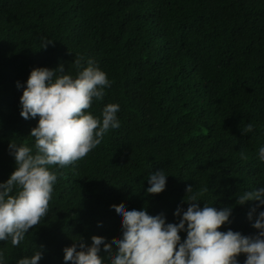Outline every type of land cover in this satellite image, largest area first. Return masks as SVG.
<instances>
[{
  "label": "trees",
  "instance_id": "obj_1",
  "mask_svg": "<svg viewBox=\"0 0 264 264\" xmlns=\"http://www.w3.org/2000/svg\"><path fill=\"white\" fill-rule=\"evenodd\" d=\"M77 57L85 67L94 61L110 82L88 111L102 120L103 108L118 104L120 127L84 158L49 166L57 181L48 213L19 246L0 241V264L41 246L39 264H66L63 250L74 240L121 236L112 207L121 202L177 223L187 185L207 188L201 208H232L221 231L257 233L252 224L264 206L250 220L258 202L236 201L264 187V0H0V182L16 167L10 142L35 150L30 132L39 117L20 115L31 70L63 65L57 75L75 76ZM157 170L166 188L148 194ZM237 259L244 264L246 254Z\"/></svg>",
  "mask_w": 264,
  "mask_h": 264
},
{
  "label": "clouds",
  "instance_id": "obj_2",
  "mask_svg": "<svg viewBox=\"0 0 264 264\" xmlns=\"http://www.w3.org/2000/svg\"><path fill=\"white\" fill-rule=\"evenodd\" d=\"M83 63V57L74 60L75 76L57 75V71L64 73L63 65L56 69L36 67L30 72L20 97V115L25 120L39 117L30 132L35 138V150L27 144H9L16 167L6 181L0 182V241L11 238V244L19 246L29 229L46 217L57 181V174L49 166L63 168L84 158L101 143L110 128L120 127L118 104H107L102 110V120L88 111L93 98L103 100L104 89L110 87V82L94 61L89 59L86 67ZM20 86L18 82L17 87ZM252 130L253 125L248 124L242 132ZM259 155L264 160V147L259 149ZM166 176L161 170L151 174L146 193L163 192ZM206 191L203 188L193 192L192 185L186 186V194L191 195L184 198L186 210L177 207L174 213L179 218L177 223H166L163 214H150L146 207L130 210L123 202L112 205L122 216V235L110 241L93 235L90 244L80 237L64 248V261L66 264H239L237 257L243 253L244 264H264V211L258 212L252 224L258 230L255 235H242L231 229L221 231L230 222L232 208L217 210L207 203L201 208L199 197ZM248 201L258 202L248 214L252 220L253 213L264 206V187L246 191L236 203L243 205ZM181 232H186L183 241ZM42 257L41 246L34 255L19 259L17 264H39Z\"/></svg>",
  "mask_w": 264,
  "mask_h": 264
}]
</instances>
